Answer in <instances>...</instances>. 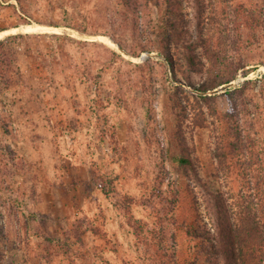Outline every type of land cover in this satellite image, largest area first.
Segmentation results:
<instances>
[{"label": "rangeland", "instance_id": "374dc122", "mask_svg": "<svg viewBox=\"0 0 264 264\" xmlns=\"http://www.w3.org/2000/svg\"><path fill=\"white\" fill-rule=\"evenodd\" d=\"M205 2L215 19L198 24L193 0H0V41L25 35L1 85L0 264H152L160 240L170 260L200 259L193 228L210 218L170 138L231 202L239 188L218 176L221 128L198 88L234 75L212 106L238 113L256 150L264 140V0ZM208 36L220 58L197 43L192 69L185 45Z\"/></svg>", "mask_w": 264, "mask_h": 264}, {"label": "trees", "instance_id": "16d2710c", "mask_svg": "<svg viewBox=\"0 0 264 264\" xmlns=\"http://www.w3.org/2000/svg\"><path fill=\"white\" fill-rule=\"evenodd\" d=\"M221 1L227 3L234 0ZM165 2L170 4L176 2V0H165ZM193 3L199 10L198 24H203L207 19H215L212 14H206L205 0H193ZM156 6L159 7L160 3ZM243 6L244 4L240 2L236 6V11H241ZM168 8L170 7L166 8L167 12ZM262 10L260 15L264 17V9ZM248 15L246 14V16ZM65 27L71 26L65 25ZM184 28L185 26L182 24V26L174 29L175 32L173 33L168 29L164 31L167 37L164 41L166 45L169 46L172 34H176L180 43ZM24 37L25 35L22 33L11 34L0 41V95H3L8 90V88L1 87V85L3 81H6L5 79L8 80V68L12 63L11 57L16 52V43ZM211 40L212 38L208 36L206 41H197L196 43H191V45H185V49H188V51L184 54V57L192 69L196 68L198 62H201L194 54L197 43L206 46V55L212 62L220 58L219 54L212 48ZM252 42L251 40L248 41L245 44V48L251 47ZM165 57L170 64H174L171 56L166 53ZM247 66V64L243 63L238 65L240 70L245 69ZM213 67L214 65L212 64L210 68L211 74H214L212 71ZM234 79V75H227L223 72L221 76L218 75L212 80L210 79V83L200 86L198 91L201 93L202 100L210 108V114L220 124L218 145L214 151V157L219 165L218 170H216L218 176L222 175L227 180L230 179L233 183H236L239 188L236 199L231 202V197H226L220 188H216L210 182L205 181L200 176L197 163L188 147H186V151H177L175 149L176 140L174 137L170 138L166 154L167 160L176 166L179 173L184 174L182 177L189 179L186 187L191 188L194 184V187L200 188L207 217L209 216L210 218L211 226H208V223H204L200 224L199 227L193 228L194 236L198 240L193 252H198L203 263H199L200 259L197 256L192 258L193 253H191L189 255L190 264H264V140L259 141L263 144V147L256 150L255 141L250 138V135H245L246 128L241 129L242 125L238 122L239 114L219 113L212 106V101L215 100L216 95L209 96L207 94L220 86L229 84ZM235 92H237V89L230 91L229 94H235ZM259 96L260 99L264 100L262 93ZM239 99V103L247 108L248 102L246 98L242 96ZM260 109L261 112L264 111V107H260ZM203 124L201 127L204 126ZM253 178L256 180L254 187H252L250 180H253ZM250 190H256V194H251ZM155 239L156 237L151 240ZM160 242V245H155V248L151 249L149 261L152 264H179L178 260H173V258L170 260L169 249H167L162 240ZM101 264L106 263L102 261Z\"/></svg>", "mask_w": 264, "mask_h": 264}, {"label": "built area", "instance_id": "2783aa9c", "mask_svg": "<svg viewBox=\"0 0 264 264\" xmlns=\"http://www.w3.org/2000/svg\"><path fill=\"white\" fill-rule=\"evenodd\" d=\"M246 80H248V76L247 77H243L241 78L240 80L237 81L238 83V86H235V87H239L241 83H245ZM231 85H234V84H231Z\"/></svg>", "mask_w": 264, "mask_h": 264}]
</instances>
